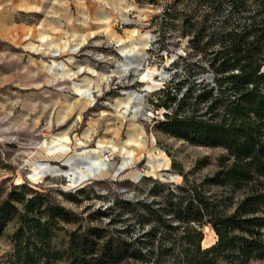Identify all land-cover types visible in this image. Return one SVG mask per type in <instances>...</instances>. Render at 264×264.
Returning <instances> with one entry per match:
<instances>
[{"label": "rangeland", "instance_id": "1", "mask_svg": "<svg viewBox=\"0 0 264 264\" xmlns=\"http://www.w3.org/2000/svg\"><path fill=\"white\" fill-rule=\"evenodd\" d=\"M231 1L0 0V204L25 185L74 221L37 264H71L69 234L106 227L89 217L145 198L143 179L201 183L218 170L222 148L168 124L220 121V35L259 16L252 0L240 12ZM15 230L0 237V264H16ZM201 231L203 249L217 242L211 226Z\"/></svg>", "mask_w": 264, "mask_h": 264}, {"label": "trees", "instance_id": "2", "mask_svg": "<svg viewBox=\"0 0 264 264\" xmlns=\"http://www.w3.org/2000/svg\"><path fill=\"white\" fill-rule=\"evenodd\" d=\"M247 1L232 0L233 10L245 9ZM252 1L259 16L222 32L224 48L213 59L224 108L220 121L168 124L184 132L187 141L222 148L226 155L219 158L218 170L201 183L185 175L181 185L143 179L152 182L145 198L120 202L117 213L113 205L89 217L91 223L109 220L106 227H79L69 234L71 264H249L264 259V0ZM229 92L233 98H227ZM71 218L47 196L21 185L0 204V237L15 223V263L37 264L51 254L53 231L74 223ZM118 222L122 229L115 228ZM204 226L218 237L206 249L201 245Z\"/></svg>", "mask_w": 264, "mask_h": 264}]
</instances>
